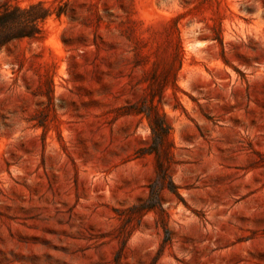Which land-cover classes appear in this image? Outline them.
Segmentation results:
<instances>
[{"label":"rangeland","instance_id":"374dc122","mask_svg":"<svg viewBox=\"0 0 264 264\" xmlns=\"http://www.w3.org/2000/svg\"><path fill=\"white\" fill-rule=\"evenodd\" d=\"M0 264H264V0H0Z\"/></svg>","mask_w":264,"mask_h":264},{"label":"trees","instance_id":"16d2710c","mask_svg":"<svg viewBox=\"0 0 264 264\" xmlns=\"http://www.w3.org/2000/svg\"><path fill=\"white\" fill-rule=\"evenodd\" d=\"M1 45H3V44H0V47H1Z\"/></svg>","mask_w":264,"mask_h":264}]
</instances>
